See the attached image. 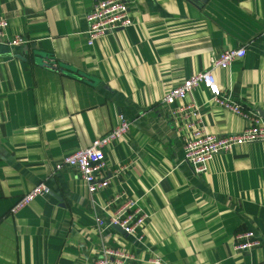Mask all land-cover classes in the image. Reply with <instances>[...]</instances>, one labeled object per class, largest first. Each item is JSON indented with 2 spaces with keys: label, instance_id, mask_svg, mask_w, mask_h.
<instances>
[{
  "label": "crops",
  "instance_id": "obj_1",
  "mask_svg": "<svg viewBox=\"0 0 264 264\" xmlns=\"http://www.w3.org/2000/svg\"><path fill=\"white\" fill-rule=\"evenodd\" d=\"M95 1L0 0L7 37L23 39L0 43V264H264V141L233 145L196 173L174 109L193 102L208 133L239 132L245 119L201 85L161 101L209 67L213 49L244 46L212 72L264 121V0H129L131 23L89 45ZM119 114L128 125L104 147L108 186L90 194L72 167L54 169ZM39 182L48 191L12 211ZM116 194L147 215L139 235L109 222ZM247 229L260 244L235 250Z\"/></svg>",
  "mask_w": 264,
  "mask_h": 264
},
{
  "label": "built area",
  "instance_id": "obj_2",
  "mask_svg": "<svg viewBox=\"0 0 264 264\" xmlns=\"http://www.w3.org/2000/svg\"><path fill=\"white\" fill-rule=\"evenodd\" d=\"M131 2L129 0H96L84 18L87 22V44L106 33L115 31L120 27L128 26L131 21ZM8 21L0 17V43L8 46L21 44L20 35L7 37ZM264 35V24L261 31ZM245 54V47H224L213 49L209 55V67L198 70L186 77L182 83L168 89L161 97L163 103L171 105L175 99L184 100L187 93L196 86L201 85L209 94V101L226 108L233 113L244 117L245 125L239 132L208 133L202 123L198 107L193 102H183L174 109L179 121L185 129L183 134V160L192 165L196 173L206 170V162L217 153L229 150L233 145L264 141V121L255 113L246 110L242 104L235 101L229 93L218 84L212 70L216 67H227L230 62ZM119 121L103 135L94 138L86 147H79L66 153L54 163V169L72 167L77 175L84 181L87 191L92 194L109 185L110 179L103 173L105 169L104 147L114 141L127 128L128 121L122 114L118 115ZM48 187L44 182H39L29 189L15 202L12 211L26 205L36 195L45 193ZM114 203L109 222L120 226L127 234L139 235V231L147 220L132 199H122L116 194L109 199V204ZM235 250L246 251L260 244V239L252 229L240 231L236 234ZM104 253L125 256V253L104 249ZM120 262V260H117ZM155 264H165L161 259H152ZM96 264H107L105 257L99 258Z\"/></svg>",
  "mask_w": 264,
  "mask_h": 264
}]
</instances>
